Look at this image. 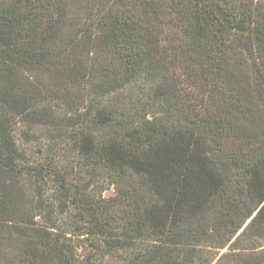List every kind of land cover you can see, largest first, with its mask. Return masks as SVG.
I'll use <instances>...</instances> for the list:
<instances>
[{
	"label": "trees",
	"instance_id": "trees-1",
	"mask_svg": "<svg viewBox=\"0 0 264 264\" xmlns=\"http://www.w3.org/2000/svg\"><path fill=\"white\" fill-rule=\"evenodd\" d=\"M0 264H264V0H0Z\"/></svg>",
	"mask_w": 264,
	"mask_h": 264
},
{
	"label": "rangeland",
	"instance_id": "rangeland-1",
	"mask_svg": "<svg viewBox=\"0 0 264 264\" xmlns=\"http://www.w3.org/2000/svg\"><path fill=\"white\" fill-rule=\"evenodd\" d=\"M135 93H137L136 90H135ZM135 93H134V94H135ZM143 93H144V92H142V91L140 92V94H143ZM138 94H139V93H138ZM140 94H139V95H140ZM140 98H142L141 95H140ZM112 194H113L112 190H108V191H106V192L103 193V196H104V197H108V196H111ZM225 250H226V249L221 250V252H224ZM203 252H206V251L203 250Z\"/></svg>",
	"mask_w": 264,
	"mask_h": 264
},
{
	"label": "water",
	"instance_id": "water-1",
	"mask_svg": "<svg viewBox=\"0 0 264 264\" xmlns=\"http://www.w3.org/2000/svg\"><path fill=\"white\" fill-rule=\"evenodd\" d=\"M255 215V214H254Z\"/></svg>",
	"mask_w": 264,
	"mask_h": 264
}]
</instances>
